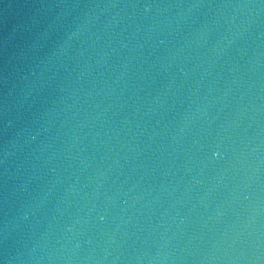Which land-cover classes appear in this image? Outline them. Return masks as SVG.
I'll list each match as a JSON object with an SVG mask.
<instances>
[{"label": "water", "instance_id": "95a60500", "mask_svg": "<svg viewBox=\"0 0 264 264\" xmlns=\"http://www.w3.org/2000/svg\"><path fill=\"white\" fill-rule=\"evenodd\" d=\"M243 264H264V228H262Z\"/></svg>", "mask_w": 264, "mask_h": 264}]
</instances>
